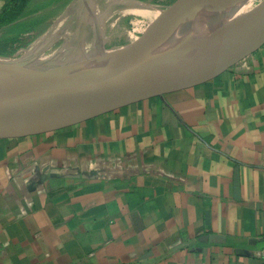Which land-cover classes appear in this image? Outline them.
Instances as JSON below:
<instances>
[{
  "label": "crops",
  "instance_id": "1",
  "mask_svg": "<svg viewBox=\"0 0 264 264\" xmlns=\"http://www.w3.org/2000/svg\"><path fill=\"white\" fill-rule=\"evenodd\" d=\"M0 264H264V46L0 135Z\"/></svg>",
  "mask_w": 264,
  "mask_h": 264
},
{
  "label": "water",
  "instance_id": "2",
  "mask_svg": "<svg viewBox=\"0 0 264 264\" xmlns=\"http://www.w3.org/2000/svg\"><path fill=\"white\" fill-rule=\"evenodd\" d=\"M249 1L182 0L160 31L110 49L97 41L94 23V50L78 56L65 45L45 53L54 35L35 49L0 55V135L45 128L223 71L264 44V0L251 9Z\"/></svg>",
  "mask_w": 264,
  "mask_h": 264
},
{
  "label": "rangeland",
  "instance_id": "3",
  "mask_svg": "<svg viewBox=\"0 0 264 264\" xmlns=\"http://www.w3.org/2000/svg\"><path fill=\"white\" fill-rule=\"evenodd\" d=\"M8 1L0 0V11ZM83 1L86 4H83L82 0H72L57 17L50 21L42 33L28 39V45L35 49L54 35L49 44L45 43L47 45L45 53L55 52L64 45L69 48L70 55L78 56L84 51L91 53L94 50V23L98 26L96 39L97 41L101 39L106 49L126 45L160 31L164 23L172 18L173 14L170 10L182 0ZM262 1L250 0L248 8L251 9ZM183 20H187L185 15L176 18V22L180 25ZM262 46L264 44L260 47Z\"/></svg>",
  "mask_w": 264,
  "mask_h": 264
},
{
  "label": "trees",
  "instance_id": "4",
  "mask_svg": "<svg viewBox=\"0 0 264 264\" xmlns=\"http://www.w3.org/2000/svg\"><path fill=\"white\" fill-rule=\"evenodd\" d=\"M72 0H9L0 11V55H12L45 30ZM128 19H126V22Z\"/></svg>",
  "mask_w": 264,
  "mask_h": 264
},
{
  "label": "bare ground",
  "instance_id": "5",
  "mask_svg": "<svg viewBox=\"0 0 264 264\" xmlns=\"http://www.w3.org/2000/svg\"><path fill=\"white\" fill-rule=\"evenodd\" d=\"M234 2L237 4L238 2L240 3L241 0H234ZM241 11V10H240Z\"/></svg>",
  "mask_w": 264,
  "mask_h": 264
}]
</instances>
